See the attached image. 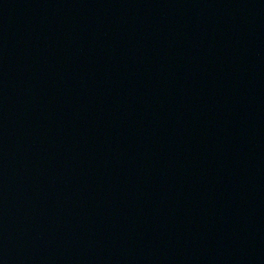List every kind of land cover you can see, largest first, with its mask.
<instances>
[{"label": "water", "instance_id": "obj_1", "mask_svg": "<svg viewBox=\"0 0 264 264\" xmlns=\"http://www.w3.org/2000/svg\"><path fill=\"white\" fill-rule=\"evenodd\" d=\"M0 264H264V0H0Z\"/></svg>", "mask_w": 264, "mask_h": 264}]
</instances>
